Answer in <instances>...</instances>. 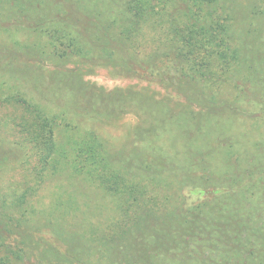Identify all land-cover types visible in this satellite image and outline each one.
Here are the masks:
<instances>
[{
	"label": "trees",
	"instance_id": "obj_1",
	"mask_svg": "<svg viewBox=\"0 0 264 264\" xmlns=\"http://www.w3.org/2000/svg\"><path fill=\"white\" fill-rule=\"evenodd\" d=\"M77 65L189 107L98 90ZM129 111L126 155L90 125ZM0 134V170L14 158L25 178L0 190V264H264V0H0ZM59 173L106 216L66 227L90 207L75 182L39 212Z\"/></svg>",
	"mask_w": 264,
	"mask_h": 264
},
{
	"label": "rangeland",
	"instance_id": "obj_2",
	"mask_svg": "<svg viewBox=\"0 0 264 264\" xmlns=\"http://www.w3.org/2000/svg\"><path fill=\"white\" fill-rule=\"evenodd\" d=\"M32 40L34 39L31 38L28 41L30 42ZM34 60L35 61L32 62L36 64H42L46 72H51L57 67V63L51 59H47L46 61L44 60L43 62L38 61L37 59ZM75 67L84 71L86 81L98 90H134L141 95L154 97L159 100H165V102H169L170 105L177 110L186 109L187 107H189L188 103L182 96L175 94V92L167 90L158 84L149 83L145 80L134 77L114 76L111 74L109 69L104 67H89L86 65H77ZM141 122L142 119L140 115H138L135 111H129L121 114L118 117H112L104 119L102 121L92 122L90 127L91 129L97 131V133L103 139H105L112 151H122L124 152V154L129 155L136 148L135 137L137 136L138 130L141 126ZM3 135L4 134H0V146L8 147V145H6L4 141ZM57 139L59 141L61 139L58 134ZM3 149L6 150L4 147ZM19 161L20 160L10 158L6 163H3L5 165V169L0 170L1 191L3 190L6 192L10 185L13 187L18 186V189H23L25 187V184L23 183V181L25 180L24 170L21 167ZM74 182L76 183L77 187L76 193H80L82 195L86 193V195L90 197V207L85 205L86 202L83 199L84 203H82L81 201L82 210L73 209L70 215L72 216V214H78L82 219L78 220L77 218H75V220H70L66 224V227L69 230L81 229L87 223L86 219H94L96 216H106L107 212L104 209H101L104 206V199L100 197L101 193L99 196V193L97 194V191H95L93 187L77 183L76 180L74 181L73 179H69L65 173H59L56 175L48 176L46 178V180L44 181V184L46 183V185L41 187L35 201L39 212H48L52 209V202L56 199H60L58 196L63 193L68 194L66 189H75V186L72 185V183ZM92 196H94L93 199ZM97 211L101 212L102 215H97ZM54 241L62 251L65 249V247L62 246V244L54 238H50L49 245L51 246L53 244L52 242ZM55 244H53L54 247L56 246ZM33 259L35 258L33 257Z\"/></svg>",
	"mask_w": 264,
	"mask_h": 264
}]
</instances>
